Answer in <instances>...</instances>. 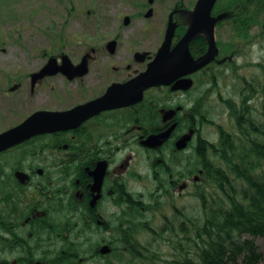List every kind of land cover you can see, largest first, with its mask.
Masks as SVG:
<instances>
[{"label":"flooded vegetation","instance_id":"obj_1","mask_svg":"<svg viewBox=\"0 0 264 264\" xmlns=\"http://www.w3.org/2000/svg\"><path fill=\"white\" fill-rule=\"evenodd\" d=\"M154 5L153 0H145L132 10H138V17H144L146 11ZM225 13L226 16L223 20L216 25L215 36L219 55L215 62L207 68L194 71L193 65L190 64L191 59L180 52L181 50L175 51L190 27L188 19L189 23L186 25L184 20L182 22L180 16H177L174 18V22L178 26L172 39L170 51L165 57L166 61L156 70L158 74L166 77V80L169 81L168 84L145 89L141 102L125 108L106 110L86 120L77 128L39 136L32 142L36 146L41 145L36 151L39 155H21L15 163L14 171L10 174L12 178L25 179L23 186L29 187L32 192L30 203L26 197V201L24 199L29 206V215H34L42 209L43 192L41 188L43 184L49 186L51 183L55 187L62 188L71 186L75 182L79 188L75 189V194L80 199L79 203H87L89 209L97 208L100 212L105 208L119 209L120 205L116 196H119L124 189L134 193L135 190L132 186L134 182H137L136 179L145 178L142 171L136 169L138 156L133 151V154L127 153V151L138 147L144 152L157 155L156 160L152 161L151 159L152 164L146 169L148 180L152 177L155 184L158 175L157 167L162 169L164 164L168 170L172 169L171 166L177 168L174 163L176 160H181L179 155L186 152L190 146H197L199 142V83H202L201 79H204L205 73L215 70V68L228 67L227 72L236 83V76L233 75L237 69L236 65L239 69L240 62L251 60L253 54L257 53L261 57L255 63V70L262 73L264 79V0H228L226 7L216 8L214 16L219 17ZM121 15L123 14H114L112 22L108 21L109 17H105L106 19L96 17L91 20L86 28L87 43L82 45L83 48L78 52L79 54L69 55L70 60L64 59L65 53L55 58V68L52 71L62 70L63 74L58 72L35 81L33 75L28 77L31 82L32 94L35 93L36 88L43 86L46 80L56 77H61L70 87L78 91L97 89L94 92L98 91V93L88 101L65 109V111H70L105 97L112 89L113 93L117 94L122 88L148 73L150 65L156 59L165 41L170 18L166 23L164 33L162 32L160 46L156 50H148L145 49L146 45L141 42L128 43L126 41L124 44L123 35L127 29L131 28L135 17H130V21L127 23V15L120 17ZM226 31L227 34H225ZM200 36L198 35L189 47L194 61H198L201 56H204L207 48L201 47L199 50ZM46 56H48L47 52L43 57ZM48 62L49 60L37 73L43 71ZM244 67H242L243 71ZM66 73L74 78H70ZM243 78L244 83L250 82L247 76ZM190 82L191 86L188 87ZM22 88L23 83L19 81L14 83L6 94L0 93L3 96V105L6 104V99H9L7 95L17 94L22 91ZM237 94L240 93L237 92ZM5 114L0 115V124L7 122ZM25 121L26 119L23 122ZM9 130L7 128L0 133ZM169 130H171L170 138L160 148L150 149L143 144L148 137ZM193 132L194 137L189 144L180 149L179 142L184 139L185 135ZM30 143H24L21 146L27 148ZM8 152H3L0 155ZM163 153H167V159L165 155L161 157ZM46 168H50L52 171L47 176H45ZM101 168L104 169V178L100 190L96 191V176ZM174 175L169 176L171 187L173 190H183L182 185L186 184L187 177L180 175L179 170H176ZM12 178L7 179V184L11 185L7 189L8 192L10 195L14 192L23 195L19 189L20 183L18 184ZM65 190L60 191L58 195L62 201L67 202L63 198L68 192V189ZM97 196L100 198L93 207L92 201ZM108 205L110 206L108 207ZM28 219H31V216L27 215L24 221L19 220L21 225H17L18 222L13 223V227L21 234L23 229L28 226L38 227L36 222L28 221ZM100 219L107 221L104 214L100 215ZM99 222L101 223V221ZM21 234L24 243L28 239L33 242L35 238L31 234L29 236ZM37 249L41 250L39 246Z\"/></svg>","mask_w":264,"mask_h":264},{"label":"trees","instance_id":"obj_2","mask_svg":"<svg viewBox=\"0 0 264 264\" xmlns=\"http://www.w3.org/2000/svg\"><path fill=\"white\" fill-rule=\"evenodd\" d=\"M212 76L218 78L215 74ZM249 92L250 98H257L258 93L264 97V85L257 90L251 84ZM202 100L205 102L204 98ZM224 102L236 119V132L230 133L220 126L219 141L214 142L205 139L202 129L199 130L193 157L196 164H190L192 168L185 170L182 160H176L177 168L171 166L168 170L164 164L162 169L157 167V187L151 193V204L141 195L124 189L116 196L120 212L114 219L103 221L100 210L79 203L75 194V189L79 188L75 182L62 188L52 183L49 186L43 184L40 215H29L25 197L30 203L32 192L23 186L24 180L16 177L21 186L19 189L25 191L23 195L16 192L10 195L8 191L0 190V264H14L15 261L16 264H87L96 258H105L100 252L102 243H107L113 253L121 255L120 261L130 255L134 258L129 260L130 263L134 264L139 258L154 264L161 260L158 250H154V242L160 237H170L167 239L170 241L182 235L183 238L175 241L178 243L175 264H262L264 253L258 241L264 239V125L258 120L264 121V112L256 117L255 109L248 106V99L241 107L233 101ZM199 105L204 109L203 103ZM36 151L31 155L35 156ZM0 170L6 169L2 165ZM49 170L46 168L45 176L51 173ZM176 170L185 178L202 172L201 184H196L193 195L200 202V216L192 218L172 204L174 218L163 216V226L156 229L149 215L154 208L163 207L162 201L170 203L172 200L169 176L176 174ZM65 189L68 192L63 198L67 202L58 195ZM15 198L19 199L18 203ZM27 215L37 223L40 231L32 226L24 228L21 234L13 227V223L24 221ZM20 234L35 236L34 246L30 241L24 243ZM107 234L112 235V240H107ZM144 234L152 236L154 241L144 244L141 240ZM96 236L102 239L93 249ZM53 238L61 244L56 250L53 249L57 246H54Z\"/></svg>","mask_w":264,"mask_h":264},{"label":"rangeland","instance_id":"obj_3","mask_svg":"<svg viewBox=\"0 0 264 264\" xmlns=\"http://www.w3.org/2000/svg\"><path fill=\"white\" fill-rule=\"evenodd\" d=\"M143 1L145 0H0V93L3 92L6 94L7 90L16 82L21 81L23 83L21 92L7 95L9 99H6L7 102L5 105H3V96L0 95V115L6 113L5 115L7 116V122L0 124V132L7 128L10 130L17 128L25 119H29L34 112L42 110H49L50 112L58 110L59 112H64L65 109L88 101L98 93V91L94 92L97 89L75 90L61 77H56L46 80L43 86L36 88L35 93L32 94L31 82L28 79L30 75L36 74L46 64L47 60L53 57L56 58L63 53L71 56L73 54H79L78 52L83 48L82 45L87 43L88 33L86 28L90 21L96 17L98 19L101 17L104 19H106L105 17H109L110 20L108 21L112 22L114 14H123L120 17L127 15L126 22L128 23L130 17L134 16L135 21L131 25V28L127 29L123 35L124 44L126 41L128 43L136 41L145 44V49L156 50L161 44L162 32L165 30L168 17L180 0H154L155 13L149 20L143 16L138 17V10H132ZM197 1L182 0L183 5L188 8L187 16L191 15V10L193 11ZM227 4L228 0H219L217 8L221 9L226 7ZM202 30L199 50L201 47H207L206 55L208 47L211 44L210 34L206 31V28ZM225 34H227V31ZM96 36H99V34H96ZM46 52L48 56L43 57ZM260 57L261 55L256 53L253 54L251 60L240 62V68L233 72V75L238 78L237 82H233V78H230V74L227 73L226 79L222 77L223 81L219 84L218 89L210 93L212 96H210L206 106L209 118L210 120L212 118L216 121L218 125L224 126L229 132H236L235 121L230 116L226 105L219 99V94L225 98L232 96L237 101V90L244 86L245 83L242 79L246 76L250 80L254 79L256 85H261L264 81L263 75L255 70V63L259 61ZM245 63L248 64L245 66ZM242 67H244V71ZM223 69H221L220 73H222ZM260 76L262 78H259ZM208 87L200 83L199 91L208 89ZM262 104L264 105L262 96L257 97L251 103L255 109L254 113L256 117L264 112ZM259 121L261 122L260 125H264L263 120ZM202 136L210 141H218V131L213 125L206 124L203 127ZM34 140L36 139L29 140L31 143L27 148L15 146L16 148H12L8 153L0 155V166L3 165V169H6L3 172L0 170V190L4 189V191H8L7 189L11 186L7 184V179L12 178L10 174L15 168L14 161L17 162L23 154L28 156L33 154L41 146H35L32 143ZM132 151L138 156L136 169L142 171L143 175H145V178H141L140 181L136 179L137 182H134L132 186L135 192L132 193L137 196L141 195L151 204L150 196L151 193H154L157 184H154L152 177L148 180V172L146 169L152 164L151 158L157 155L148 153L147 151L144 152L138 147L130 149L127 153L131 152L133 154ZM192 153L193 150H187L179 155L182 160L183 169L185 170H189V168H192V164H196L193 156H191ZM164 155L165 153L161 157ZM11 163H13V166H11ZM197 176L198 174L189 176L186 181L187 187L182 191L179 189L172 190L173 198L170 203L162 201V208H154L153 213L149 215L154 228L157 229L163 226V216L174 218V207L185 210L192 218H199L200 202L198 198L193 197L197 190L196 184L200 183V180L196 182ZM12 179L17 181L16 178ZM24 193L25 191H22V194ZM18 200L15 198V202ZM172 204H174V207ZM119 212L120 209L105 208L102 214L110 220L114 219L115 214ZM106 237L107 240H112V235L107 234ZM183 237L182 235L171 238L168 241L167 239L170 237L165 236L160 237L158 242H154V250H158L157 255L161 258V260H157L154 264H175L176 248L178 245L175 241ZM101 239V237L99 238L97 236L94 238L96 246L93 249L97 248L98 242ZM141 240L144 244H151L154 238L148 234H144ZM53 242L55 243L54 246L57 245L54 250L61 247V244L56 238H53ZM105 245L107 243H102L100 249V252L105 258H96L87 264H133L129 261L134 259L130 255H125L126 260L120 261L119 258L121 255H116L111 248L107 247L109 245ZM258 245L264 253V239H260ZM134 261V264H152L150 261L142 262L139 258Z\"/></svg>","mask_w":264,"mask_h":264},{"label":"water","instance_id":"obj_4","mask_svg":"<svg viewBox=\"0 0 264 264\" xmlns=\"http://www.w3.org/2000/svg\"><path fill=\"white\" fill-rule=\"evenodd\" d=\"M216 1L217 0H198L197 6L193 13L194 19L192 21V25L187 35L181 41L179 47L177 48L179 50L184 49V53L187 54L190 43L195 39L199 32L203 28H206V30H208L211 42L209 53L206 56V60L194 69H200L205 65L209 64L212 60L215 59V56L218 53L214 39V28L216 22H218L220 18L215 19L211 16ZM150 15L151 12L148 14V16ZM173 31L174 28H169L168 40L165 43L163 49L161 50L158 59L154 64L151 65L150 70L147 74H144L135 81L131 82L113 96H111V93H109L106 97L102 99L96 100L84 106H79L71 111L36 113L17 128L0 134V152H4L9 148L17 146L39 134L55 133L57 131H64L71 128H77L86 120L94 117L95 115L100 114L105 110L127 107L141 102L143 100V92L145 91V89L151 86L168 84L169 81L166 80V77L159 76L156 70L161 64L164 63L163 54H167L169 50L168 45L170 44V38L173 34ZM187 55H189V52ZM52 62L53 61L51 60L49 65L41 73L33 76L34 81L37 79H42L46 76L57 74L58 72L63 73L62 70L53 72L52 70L54 68H51L53 67V64H55V62ZM66 74L69 75L68 73ZM70 78L74 77L70 76ZM170 133L171 132L168 131L167 133L152 136L148 138L145 144L151 148H158L162 146L164 142L169 138ZM190 140L191 135L186 136L183 140L179 142V148H185ZM97 175L98 176H96L97 181L95 184V188L100 190V186L104 177V169L101 168Z\"/></svg>","mask_w":264,"mask_h":264}]
</instances>
